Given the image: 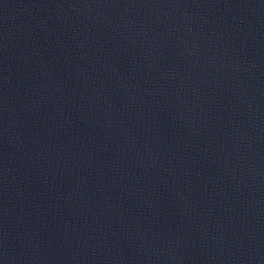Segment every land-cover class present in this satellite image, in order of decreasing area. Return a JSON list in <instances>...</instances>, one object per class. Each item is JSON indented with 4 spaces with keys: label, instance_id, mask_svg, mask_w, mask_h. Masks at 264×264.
Instances as JSON below:
<instances>
[{
    "label": "water",
    "instance_id": "95a60500",
    "mask_svg": "<svg viewBox=\"0 0 264 264\" xmlns=\"http://www.w3.org/2000/svg\"><path fill=\"white\" fill-rule=\"evenodd\" d=\"M0 264H264V0H0Z\"/></svg>",
    "mask_w": 264,
    "mask_h": 264
}]
</instances>
